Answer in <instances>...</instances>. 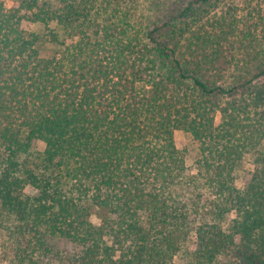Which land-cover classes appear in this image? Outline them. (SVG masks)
Wrapping results in <instances>:
<instances>
[{
	"label": "trees",
	"instance_id": "obj_1",
	"mask_svg": "<svg viewBox=\"0 0 264 264\" xmlns=\"http://www.w3.org/2000/svg\"><path fill=\"white\" fill-rule=\"evenodd\" d=\"M181 1L0 2V264H264V9Z\"/></svg>",
	"mask_w": 264,
	"mask_h": 264
},
{
	"label": "rangeland",
	"instance_id": "obj_2",
	"mask_svg": "<svg viewBox=\"0 0 264 264\" xmlns=\"http://www.w3.org/2000/svg\"><path fill=\"white\" fill-rule=\"evenodd\" d=\"M16 1L17 0H0V2L3 3L6 8H11ZM189 1L190 0L181 1V5L186 6ZM227 4L234 5V7H236L234 11L240 13L241 15H247L248 17H249V12L251 10H254L253 7L258 6L259 8L264 9V0H218V6L216 9L221 10ZM23 26L28 31L36 32L39 34H43L46 31L45 27L43 25H40L39 23L24 22ZM55 49L56 47L54 46L53 43L49 41L41 42V50L43 54L49 55ZM263 81H264V78H263ZM174 135H175L176 143L180 147V149L183 150L185 147L191 148L192 141L188 133L184 132L183 130H177L175 131ZM35 147L38 150L43 151L46 145L43 141L36 140ZM187 154H190V153H187ZM252 167L253 166L251 164L247 163L245 164L243 169L248 170ZM236 177H237L236 179L237 186L239 188H242L244 186V170L237 171ZM91 221L95 224L99 223V219L95 213H93V215L91 216Z\"/></svg>",
	"mask_w": 264,
	"mask_h": 264
}]
</instances>
